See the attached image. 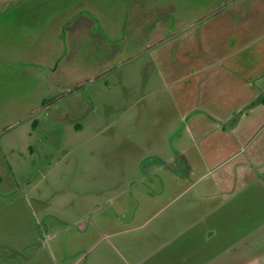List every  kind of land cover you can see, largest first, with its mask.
<instances>
[{"label": "crops", "instance_id": "crops-1", "mask_svg": "<svg viewBox=\"0 0 264 264\" xmlns=\"http://www.w3.org/2000/svg\"><path fill=\"white\" fill-rule=\"evenodd\" d=\"M241 1L149 49L140 87H125L124 126L107 122L101 190L52 245L39 241L33 255L4 263L264 264V0ZM12 3L0 0V12L22 13L5 10ZM91 26L83 37L113 39ZM95 120L93 134L108 129Z\"/></svg>", "mask_w": 264, "mask_h": 264}, {"label": "rangeland", "instance_id": "rangeland-1", "mask_svg": "<svg viewBox=\"0 0 264 264\" xmlns=\"http://www.w3.org/2000/svg\"><path fill=\"white\" fill-rule=\"evenodd\" d=\"M15 1L5 10L22 13L0 12V264H20L4 259L33 255L39 241L52 245L86 196L101 190L104 168L96 166L110 159L109 129L124 126L125 87H140L156 38L241 0ZM240 13L231 14L237 22ZM90 26L113 39L83 37ZM104 66L101 77L77 85ZM94 118L106 122L102 134H93Z\"/></svg>", "mask_w": 264, "mask_h": 264}, {"label": "water", "instance_id": "water-1", "mask_svg": "<svg viewBox=\"0 0 264 264\" xmlns=\"http://www.w3.org/2000/svg\"><path fill=\"white\" fill-rule=\"evenodd\" d=\"M228 4H226V5H224V6H222L220 9H218V10H216V12H218L219 10H221V9H223L225 6H227ZM203 19V18H202ZM202 19H200V20H197V22L198 21H201ZM179 31H181V30H179ZM179 31H177V32H175V33H173V34H171L170 36H168L167 38H163V39H161V40H159L158 42H156L155 44H153V45H151L150 47H148V49L147 50H149V49H151V48H153L154 46H156V45H159L160 43H162V42H165V41H167L169 38H171L172 36H174L176 33H178Z\"/></svg>", "mask_w": 264, "mask_h": 264}, {"label": "flooded vegetation", "instance_id": "flooded-vegetation-1", "mask_svg": "<svg viewBox=\"0 0 264 264\" xmlns=\"http://www.w3.org/2000/svg\"><path fill=\"white\" fill-rule=\"evenodd\" d=\"M225 7H226V6H225ZM225 7H224V8H225ZM224 8H223V9H224ZM221 10H222V9H221ZM221 10H220V11H221ZM212 13H214V12H212ZM212 13H210V15H211ZM54 99H55V98H54ZM52 100H53V99H52ZM52 100H50V101H52Z\"/></svg>", "mask_w": 264, "mask_h": 264}]
</instances>
